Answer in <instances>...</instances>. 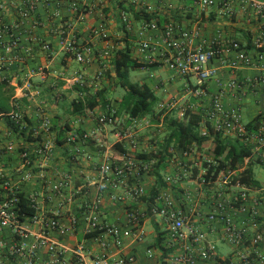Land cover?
I'll return each mask as SVG.
<instances>
[{"label":"crops","instance_id":"obj_1","mask_svg":"<svg viewBox=\"0 0 264 264\" xmlns=\"http://www.w3.org/2000/svg\"><path fill=\"white\" fill-rule=\"evenodd\" d=\"M212 1L210 6L203 7L199 0H151L149 9H138L125 0H76V5L71 0H0V3L8 6L6 11H0V26L4 22H22L17 34L20 37L19 54L23 61H13L5 73L6 83L3 88L11 91L7 110L20 112L29 125V130L25 134L10 135L11 124L6 118L0 117V147L6 148L0 155V175L16 185L26 199L36 201L37 215L46 218L57 217L64 226H69L71 219L76 218L75 232H53L50 236L53 241L68 250L74 249L79 243H84L86 250L91 251V255L85 258L87 262L96 257L101 247L96 236L85 234L89 212L87 206L97 198L100 199V205L96 214L100 222L123 228L128 227L126 217L128 212L149 211L153 205H159L158 200L152 204L148 202L152 190L158 188L159 183L157 177L151 174V170L158 161L156 157L160 156L159 152L163 150L166 139V137L160 139L158 128L162 126L163 121L166 128L169 124L164 114L161 119L156 116L137 119L138 126L132 127L129 116L121 112V101L125 93L122 98H118V94L114 98L108 96L110 92L116 93L118 87L112 65L114 55L116 51L129 45L133 57L140 62L149 63L159 69L168 68L167 55L162 45V32L144 28L143 23L148 21L142 16L137 18L135 13L138 12L148 14L151 17L150 21L156 22L159 26L172 21L180 30H198L195 44L205 40L211 41L219 34L226 40L238 39L248 42L247 34L255 30V23L244 19L238 3H235V14L230 15L221 8L222 0ZM24 2L25 6L31 3L34 5V10L26 15H22L20 10ZM123 13L130 18L132 31L126 30L122 21ZM100 27H104L107 32L106 39L93 35V31ZM63 30L77 35L79 40L93 48L87 63H80L73 55L62 52L60 36ZM141 39L150 40L157 45V50L147 54L146 58L138 56L137 49ZM42 43H48L51 49L43 50ZM39 67L45 68L44 73L38 72ZM100 71L103 75L98 77ZM80 74L85 77L84 85L73 84L71 81ZM155 76H158V81L168 83L178 90L175 87L176 80L181 77L178 74ZM221 76L229 77L232 73L221 72ZM145 83L148 84L146 81ZM148 85L154 89L152 84ZM209 86L212 92L215 83L211 82ZM196 89L197 86L190 84L188 94L193 99H183L184 96H181L179 101L170 102L167 107L173 103L175 106L171 108L177 105L184 108L187 104L196 105L198 99L193 93ZM100 91H104L109 104L100 103L93 111L74 113V101L82 98L85 100ZM251 99L252 106L245 107V100L242 102L247 119L254 118L264 108V99L261 97ZM108 107L117 111L122 128L133 136L131 139L120 142L114 127L97 125L96 117ZM39 110L44 111L50 118L49 130L44 127ZM149 120L153 125H147ZM71 132H92L94 138L86 144L71 143L67 139ZM133 139L136 140V147L131 145ZM43 147H49V154L40 152ZM22 152L28 153L27 160H23ZM169 152L171 157L167 166L160 170L165 183L158 188V198L167 193L186 212L193 215L199 212L206 214L208 212V201L204 197L206 189L200 182V176L204 171L201 166L196 167L199 165V156H193L191 153L188 157L184 154L180 157L177 152H172V148ZM142 161L149 163L148 170L139 169L138 164ZM189 161H193L195 167L189 165ZM104 162L122 166L133 163V167L127 169L125 175L119 178L116 188L110 185L103 188L100 183V166ZM187 172L192 176H187ZM109 178L114 181L116 177L111 175ZM61 183L63 185H60ZM135 187L143 188V194L131 195L129 191ZM261 189H264L263 185ZM188 192L192 193V201L186 200ZM235 192L238 190L232 188L227 196ZM252 195L261 197L257 193ZM234 215L236 222L240 224L243 221L242 216L238 213ZM248 224L251 236L258 231L264 232V223L250 221ZM27 225L32 234H37L41 230L39 222L27 220ZM140 228L144 232L141 241L125 239L120 248H115L110 243L107 247L109 253L113 257L133 255L136 259L134 264H161L168 252L163 242L165 221L159 216L149 214L142 221ZM205 229L208 239L217 245L222 259L229 257L238 249L242 251L249 249V242L246 246L237 247L223 241L224 226L221 223L206 225ZM98 237L106 239L105 235ZM159 237H162L161 242H158ZM13 239L10 231L0 232V240H4L6 244L13 242ZM33 240L34 237L30 236L29 241ZM220 246H223L227 253H222ZM148 249L153 250L151 257L147 254ZM259 250L260 255L264 257V242ZM46 255V251H41L42 258H46ZM8 264H22V261L11 260ZM64 264L78 263L69 252L65 256Z\"/></svg>","mask_w":264,"mask_h":264},{"label":"built area","instance_id":"obj_2","mask_svg":"<svg viewBox=\"0 0 264 264\" xmlns=\"http://www.w3.org/2000/svg\"><path fill=\"white\" fill-rule=\"evenodd\" d=\"M125 1L138 9H149L151 0ZM71 2L76 5V0H71ZM236 2L244 19L255 23V30L247 34L248 42L238 39L226 40L219 34L211 41L205 40L195 44L194 40L198 36V30H180L172 21L162 26L156 22L148 21L143 23V27L162 32V45L165 48V55H167L166 63L171 71L181 77L194 76L198 79L197 89L193 92L198 103L196 105L187 104L185 110L200 112L202 135H221L225 140L238 141L250 151V156L246 157L245 164L254 162L264 167V108L254 118L245 121L244 104L242 103L248 98L261 97L264 99V0H222L220 6L228 14L233 15L236 12ZM212 3V0H199V4L203 7L210 6ZM7 8L8 6L4 3H0V11H6ZM20 10L22 15H26L34 10V5L31 3L25 6L24 2ZM122 21L128 32L133 30L130 18L126 13L122 14ZM21 25V21H15L4 22L0 26V84L6 83L5 73L8 65L13 61H23L19 54L20 37L17 34V29ZM93 35L103 39L108 37L104 27L94 30ZM60 47L62 52L73 55L78 62L84 64L88 62V56L93 53L91 46L66 30L61 32ZM42 48L46 51L51 49L48 43H42ZM156 50L157 45L152 41L142 39L139 41L138 56L146 58L147 54ZM37 70L44 73L45 68L39 67ZM221 72L232 73V76L222 77ZM102 75L103 73L100 71L97 76L101 77ZM71 82L84 85L85 77L80 74ZM211 82L215 83L212 92L209 86ZM169 106L174 107L175 103L169 104ZM39 115L44 127L49 130L51 127L50 118L42 110H39ZM2 117L11 124L10 135L28 132L29 125L20 112H8ZM257 117H261V119L256 121ZM130 120L132 127L138 126L137 119L130 118ZM96 123L99 127H114L116 137L120 142L133 137L122 128L117 111L111 107L96 117ZM147 125L153 124L149 120ZM93 138L94 133L92 132H71L67 139L71 143L86 144ZM131 145L136 147L135 139L131 141ZM5 150V147H0V155ZM192 151L196 150L192 149ZM192 151L185 152L184 156H190ZM40 152L49 154V147H43ZM21 156L23 160H27L29 155L27 152H22ZM205 162L213 163V156L207 158ZM138 166L140 170L146 171L150 165L142 161ZM200 166L204 171L200 176V182L206 189L204 197L208 201L206 214L201 212L190 214L179 207L172 196L164 193L156 198L159 205H153L149 211L128 212L126 214L128 227L123 228L100 222L96 214L100 199L97 198L90 206H87L89 212L87 213L88 225L85 234L96 236L101 245L99 253L90 262H87L85 258L87 255H91V251L86 250L84 243H79L74 249L68 250L53 241L50 236L53 232H75L77 229L76 218L71 219L69 226H64L57 217H41L37 215V212L32 217L21 215L18 211L20 189L0 175V232L8 230L14 237L10 244L0 240V264H8L11 260L22 261V264H64L65 256L69 252L78 264H134L136 259L133 255L113 257L107 247L111 243L113 247L120 248L123 246L124 240L130 238L141 241L144 232L140 227L142 221L149 214L161 217L166 224L163 242L168 252L161 264H264V257L260 255L259 250L260 245L264 242V232L258 231L251 236L248 224L250 221L264 223V197L262 198L264 189L261 187L250 188L240 183L234 179L235 173L231 171L224 173L216 181H207L204 176L207 169L199 160V165L196 167ZM131 167H133V163L124 166L109 162L102 163L100 166L102 187L110 185L116 188L119 178L123 177L125 171ZM189 173L187 172L186 175L188 176ZM111 175L116 177L114 181L110 180ZM232 188H236L238 192L227 196ZM129 192L133 196H140L144 191L141 187H135ZM252 193H257L261 197L253 196ZM186 200H193L191 192L186 193ZM30 202L37 210L36 201L31 200ZM234 213L242 216L243 221L240 224L236 222ZM27 220L41 223L39 233L32 234L30 232ZM213 223L223 224V241L237 247L246 246L249 242V249L246 251L238 249L229 257L220 258L217 245L208 239L205 229L206 225ZM102 235H105L106 239L98 237ZM30 236L34 237L33 241H29ZM43 250L46 251V258L41 257ZM147 254L151 257L153 250L148 249Z\"/></svg>","mask_w":264,"mask_h":264},{"label":"trees","instance_id":"obj_3","mask_svg":"<svg viewBox=\"0 0 264 264\" xmlns=\"http://www.w3.org/2000/svg\"><path fill=\"white\" fill-rule=\"evenodd\" d=\"M137 18L144 17L146 21H150L151 17L145 13H135ZM113 70L116 76V84L125 90V95L121 101V112H125L131 119H141L148 116H155V108L159 102V97L155 89L151 88L147 83L131 82L129 79L130 72L142 68H150L149 63L140 62L132 55V50L129 45L123 49L116 51L112 60ZM5 83L0 84L3 87ZM109 104V100L100 91L90 98L85 100L79 99L74 101V113L82 114L84 112L93 111L100 104ZM8 113L7 109H0V117ZM261 117H257L259 121ZM168 135L164 141L163 150L159 152L158 161L153 166L151 174L157 177L159 183L157 187L164 186L163 176L160 170L165 169L171 153L177 152L180 157H183L185 152H190L192 149L205 150L210 149L214 162L209 164L205 162L204 168L207 169L205 179L207 181H216L226 172H234V179L250 188H260V183L255 179L253 166L256 164L250 162L245 164L246 157L250 156V151L244 148L238 141H226L221 135L211 134L203 136L201 132V116L198 110H184L182 119L167 118ZM145 158V157H142ZM154 188L148 198L149 203H153L159 195V189ZM19 213L25 216L32 217L37 210L31 205V202L19 195ZM162 241L159 237L158 242Z\"/></svg>","mask_w":264,"mask_h":264},{"label":"rangeland","instance_id":"obj_4","mask_svg":"<svg viewBox=\"0 0 264 264\" xmlns=\"http://www.w3.org/2000/svg\"><path fill=\"white\" fill-rule=\"evenodd\" d=\"M155 66H152L151 69H137L133 70L130 72L129 79L131 82H138V83H145L148 82V84H152L154 89L156 90V94L159 95V102L156 105L155 108V116L156 117H161L166 114V119L168 117L172 118H178L182 119L181 113H184V106H176L175 108H171V106L168 108L167 104L170 102H175L179 101L181 96H184L183 99H193L191 95L188 94V88L190 84L192 86H198V79L194 76H190V79L188 80L187 78H182L179 77L178 80H176V85L175 87L178 89H174L169 85L168 83H164L163 81H158L159 78L158 76L156 77L155 75H162L166 76L167 74L169 75H177L176 73L172 72L166 67L163 68H154ZM152 75V77H151ZM175 77V76H174ZM172 80V79H171ZM117 86V85H116ZM157 87V88H156ZM117 91L116 93L110 92L109 97L114 98H122L124 95L125 90L122 87H116ZM161 93V94H160ZM11 91L10 90H5L3 87L0 86V109H9V99H10ZM113 101H115L113 99ZM163 105H161V104ZM179 103V102H178ZM245 107L247 106H252L253 102L252 99H248L247 101H244ZM161 105V107H160ZM186 107V106H185ZM159 112V113H158ZM155 117V118H156ZM244 120L246 121L247 118L245 117ZM160 122V121H159ZM159 131L157 132L159 134L160 139H164L168 135V130L166 128V124L162 123V126L158 128ZM229 141H234V139H229ZM192 155L199 156V160L204 164L207 158L212 157V154L210 152V149H203V150H198V151H192ZM178 158V157H177ZM176 159V158H175ZM173 164V163H172ZM175 164V163H174ZM193 165V161H189V165ZM253 172H254V177L255 179L260 183V185L264 186V167L255 164L253 166ZM219 245V243H218ZM220 251L222 253H227V250L223 247L220 246Z\"/></svg>","mask_w":264,"mask_h":264}]
</instances>
